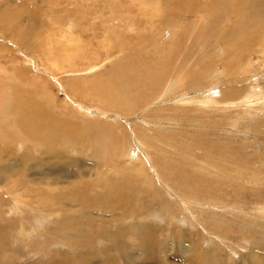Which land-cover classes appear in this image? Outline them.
I'll return each mask as SVG.
<instances>
[{
  "label": "rangeland",
  "instance_id": "rangeland-1",
  "mask_svg": "<svg viewBox=\"0 0 264 264\" xmlns=\"http://www.w3.org/2000/svg\"><path fill=\"white\" fill-rule=\"evenodd\" d=\"M0 36V111L58 134L0 141V264H264V0H0Z\"/></svg>",
  "mask_w": 264,
  "mask_h": 264
},
{
  "label": "bare ground",
  "instance_id": "bare-ground-1",
  "mask_svg": "<svg viewBox=\"0 0 264 264\" xmlns=\"http://www.w3.org/2000/svg\"><path fill=\"white\" fill-rule=\"evenodd\" d=\"M0 38L2 39V37L0 36ZM228 40H230V39H228ZM232 41V40H231ZM14 45V44H13ZM233 45H235V44H233ZM16 47H18L17 45H15ZM71 47V46H70ZM30 49V48H29ZM58 48H56V50H57ZM55 50V51H56ZM19 51L21 52V49H19ZM60 51V50H59ZM63 51L65 52V53H69L70 51H69V48L67 49V47H66V45L64 46V48H63ZM63 51H61V52H63ZM79 51V50H78ZM24 52V51H23ZM22 52V53H23ZM26 53V52H25ZM65 53H63V54H60V59H59V56H58V58L56 59L57 61H62L63 63L64 62H66V60H68V59H66V57H65ZM51 55V54H50ZM75 55H76V53H75ZM52 56H56V54H52ZM73 58H74V56H73ZM59 59V60H58ZM71 60V59H70ZM205 60V59H204ZM53 62H55V61H53ZM58 63V62H57ZM56 62H55V64H57ZM19 75V74H18ZM17 75V76H18ZM19 77V76H18ZM21 79V78H20ZM20 79H18V80H20ZM17 80V81H18ZM217 80V79H216ZM181 80H178V82H180ZM8 82H9V80H8ZM0 83L2 84L3 83V85L2 86H0V88H6L8 91H10V92H12L13 93V91H11V89L9 88V87H7V86H5L4 85V80H2V81H0ZM15 83V82H14ZM13 83V84H14ZM168 83H170V82H168ZM182 83V82H181ZM179 84V83H178ZM216 84V83H215ZM16 85V84H15ZM20 86V85H19ZM18 85H16V87H19ZM167 86H169V85H167ZM181 86V85H180ZM173 86H172V84H171V86L168 88H166L165 87V90H164V93L165 92H167L168 93V95H169V90L172 88ZM181 88V87H180ZM1 90H3V89H1ZM174 90V89H173ZM4 91V90H3ZM36 91V90H35ZM178 91V90H177ZM18 92H19V90H18ZM17 92V93H18ZM162 93H163V91H162ZM166 93V94H167ZM219 93V92H218ZM252 93H254V90H252ZM200 94H195V96H199ZM26 97V96H25ZM203 97H207V96H199L197 99H194V101H200L201 100V98H203ZM248 97V96H247ZM206 99V98H205ZM92 101V100H91ZM187 101V100H186ZM209 101V100H208ZM207 102V101H206ZM16 103H17V101H15L14 100V95L12 96V94L9 96V101H8V104H6V106H4L3 108H2V110L0 111L1 112V114H3V116H4V114H5V116H12V118H13V120H12V122H13V128L10 130L9 128H8V126H7V124L9 123V118L8 117H5L4 118V120L3 121H0V141H2V139L3 138H5V137H8V136H10L11 138H13V140H14V142L15 143H17L18 141H17V139H19L18 138V136H17V132L16 131H19L20 132V134L24 137V148H22V150H24V152H25V158L26 157H29V158H31L32 157V155L30 156V154H32V153H35V148H34V150L33 149H31L30 148V145L31 144H33L34 145V147L36 146V147H38L44 154H52L55 150H54V148H56L57 146H58V143H57V140H56V138L58 137L57 135V129L55 128V120L53 119L52 120V117H49L48 119H47V122H45V121H43L41 118H40V116H39V111L40 110H38V109H40V108H38L37 106V104L35 103L34 104V106L31 108L32 109V111L34 112V114L33 115H30L29 113L31 112L30 110L26 113V112H24V108H23V103L22 102H20V104H19V106H20V108H21V112L23 113L22 114V116H21V119H22V123H19V120H18V115H20L19 113L18 114H13L12 113V111H13V109H14V107H15V105H16ZM211 103V102H210ZM175 106V105H174ZM27 107L25 106V109H26ZM43 110V109H42ZM47 114V113H46ZM66 117V116H65ZM59 131V130H58ZM19 135V134H18ZM103 137V136H102ZM100 138V137H99ZM8 139V138H7ZM107 139V138H106ZM75 142V140L73 141V143ZM0 145H1V143H0ZM21 148V147H20ZM20 148H17V149H20ZM33 148V147H32ZM23 152V153H24ZM29 155V156H28ZM51 156V155H50ZM207 157V156H206ZM40 158V157H39ZM24 160V159H23ZM45 160H47V159H45ZM50 160V159H49ZM207 161V160H206ZM21 165V164H20ZM205 166V165H204ZM213 168V167H212ZM215 168V167H214ZM8 170V169H7ZM8 171H11V170H8ZM218 171V170H217ZM3 174L1 175V178L0 179H2L3 180ZM70 187V186H69ZM53 190V189H52ZM15 195V194H14ZM14 212H16L17 213V211L14 209L13 210ZM23 213L25 212V210H21ZM42 214V212H33V213H31L28 217H29V219H28V221L30 220V221H32V222H30V224L32 223V225H33V227L35 228V227H37V225H39V227L41 228V226H42V222L44 221V218H45V216L43 215H41ZM63 214V213H62ZM18 215V214H17ZM13 216V215H12ZM63 216H66V215H63ZM21 217H23V215H21ZM11 218H13V220L14 221H16L17 222V219H16V217L15 216H13V217H11ZM25 218H27V217H25ZM48 218V217H47ZM53 218V217H52ZM21 219H23V218H21ZM51 219V218H50ZM47 220V219H46ZM27 221V222H28ZM49 221V220H48ZM13 223V222H12ZM18 223V222H17ZM57 223H59L58 225H55V228H56V230H55V232L57 231H62V234H64V235H66V232H67V229H69L68 228V226H66L67 224H70V223H68V218H66V217H62V219H60V217L58 218V220H57ZM61 223H64V225H61ZM107 223V222H106ZM19 224V223H18ZM66 224V225H65ZM136 224V223H135ZM82 225V224H81ZM84 225V224H83ZM121 228V227H120ZM38 229V228H37ZM36 229V230H37ZM40 230V229H39ZM26 231V230H25ZM24 231V232H25ZM38 231V230H37ZM54 232V233H55ZM80 233V232H79ZM119 233H120V231H119ZM59 234V233H58ZM113 234V233H112ZM150 234V233H149ZM24 235V234H23ZM68 235V234H67ZM26 236V235H25ZM29 236V235H28ZM57 236V235H56ZM153 236V235H152ZM30 237V236H29ZM59 237H60V235H59ZM62 237V236H61ZM73 237V236H72ZM78 238V237H77ZM63 239V238H62ZM73 240V239H72ZM91 241V240H90ZM89 241V242H90ZM58 242V241H57ZM65 242V241H64ZM70 244V243H69ZM72 245V244H71ZM144 245V244H143ZM66 250L67 251H73V248L72 247H70L69 245H68V243L66 244ZM115 246V245H114ZM118 246V245H117ZM146 246V245H145ZM156 246V245H155ZM157 247V246H156ZM155 247V248H156ZM26 249H27V251L28 252H31V250L30 249H28V247L26 246L25 247ZM121 248V247H120ZM144 248V247H143ZM142 248V249H143ZM145 248H147V250L148 251H153V249H151V247H145ZM158 248V247H157ZM40 250H41V253L40 254H43L44 256H47L48 255V251H47V249L46 248H43V249H41L40 248ZM144 250V249H143ZM146 250V249H145ZM75 251V250H74ZM93 252V251H92ZM206 252V251H205ZM74 253V252H73ZM151 256L153 255V254H150ZM216 255H218V253H216ZM254 256V255H253ZM86 257V256H85ZM147 257V256H146ZM255 257V256H254ZM82 259V258H81ZM155 259V258H154ZM108 260V259H107ZM80 261V260H79ZM153 261V260H152ZM156 262V261H155ZM77 263V262H76ZM89 264V263H88ZM113 264V263H112ZM115 264V263H114Z\"/></svg>",
  "mask_w": 264,
  "mask_h": 264
}]
</instances>
